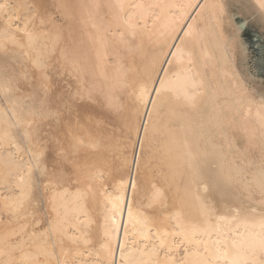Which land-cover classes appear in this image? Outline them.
Wrapping results in <instances>:
<instances>
[{
    "label": "bare ground",
    "instance_id": "bare-ground-1",
    "mask_svg": "<svg viewBox=\"0 0 264 264\" xmlns=\"http://www.w3.org/2000/svg\"><path fill=\"white\" fill-rule=\"evenodd\" d=\"M47 2L0 0V264H261L264 85L223 1Z\"/></svg>",
    "mask_w": 264,
    "mask_h": 264
},
{
    "label": "rangeland",
    "instance_id": "rangeland-1",
    "mask_svg": "<svg viewBox=\"0 0 264 264\" xmlns=\"http://www.w3.org/2000/svg\"><path fill=\"white\" fill-rule=\"evenodd\" d=\"M222 1H223V7H222V9H220V13L226 14L227 12H231V14L227 13V15H230L232 17V19L234 20L237 28L239 27L240 40L246 46L247 52L249 53V56H250L249 60H248V65L250 66L251 70L255 74L256 79L260 80L262 82V84L264 85V30L260 29L258 27L259 25L256 26L257 24H256L254 18L257 16V14L256 13L252 14L251 16H249L250 18L248 17V15L245 16L241 12L242 11V9H241L242 0H240V1L239 0H222ZM39 3L41 6L40 8H42V9L49 7V3L47 2V0H39ZM199 3H200V1H198V3L196 4V6L192 10V12L186 18V21L184 24H186V22L188 21V19L190 18V16L192 15V13L194 12L195 8L198 6ZM224 7H226V8H224ZM240 14L241 15L243 14V15L241 16ZM183 27H184V25L181 27V30L178 32V35L181 33ZM7 58L10 61H12L13 64L16 62L15 61L16 57H14V59H13V58H10L9 56L8 57H6V56L1 57L0 56V69L2 68L3 65L6 64ZM20 62L23 63V61H20ZM24 101L29 104V109H31V111H33L34 109H36L37 104H39V106H41V104L43 103L44 93L41 90L36 89L35 94L28 99H24ZM86 109L88 112L95 113V110L93 111V109L91 110V108H89V107H87ZM102 114H103V116H102ZM106 114L108 117H106L104 115L103 111L102 112L100 111V115L102 116L101 119L103 121V124H102L100 129L103 132L106 131V129L108 128L109 125H112L114 123L113 120H112L113 121L112 122L109 119L110 114H108V113H106ZM49 117H47V120L50 122ZM112 126H115V124H113ZM59 147H61V144H58V143L50 144L48 146V149H47L48 159L51 161L52 165L54 163L53 161L56 162V161L62 160L63 163L60 164V163L56 162V166L63 167V169L66 172L70 171L71 173H74V171L71 169L70 163H68V160L66 159L65 155H62L63 153L61 154V153L57 152V149ZM58 167H54V169L56 170V168H58ZM51 170H53V168H51ZM9 217L10 216H7V218H9Z\"/></svg>",
    "mask_w": 264,
    "mask_h": 264
},
{
    "label": "snow or ice",
    "instance_id": "snow-or-ice-1",
    "mask_svg": "<svg viewBox=\"0 0 264 264\" xmlns=\"http://www.w3.org/2000/svg\"><path fill=\"white\" fill-rule=\"evenodd\" d=\"M259 5H260L261 8H264V0H259ZM3 7H5V5H0V8H3ZM26 35H27V33H26ZM6 44H7V40H5V41H3V42H0V50H4V51H6V50H7V49H6ZM37 63H38V66H39V62H37ZM5 79H6V83H7V85H8V86H11L12 83H13L12 78L6 76ZM153 91H155V90H153ZM147 92H148L147 85H145V87L142 89V95H141V97H140L142 103H143V95L147 94ZM4 94L7 95V91H5ZM56 162H57V163H60V164L63 163L62 160H60V161H56ZM262 248H264V245H262ZM261 264H264V257H262V259H261Z\"/></svg>",
    "mask_w": 264,
    "mask_h": 264
}]
</instances>
